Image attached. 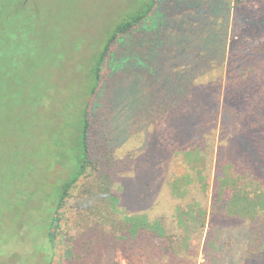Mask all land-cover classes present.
<instances>
[{
	"label": "trees",
	"instance_id": "obj_1",
	"mask_svg": "<svg viewBox=\"0 0 264 264\" xmlns=\"http://www.w3.org/2000/svg\"><path fill=\"white\" fill-rule=\"evenodd\" d=\"M95 54L90 64L94 84L73 149L75 168L70 172L68 165V175L55 180L51 192L58 193L53 202L47 200L52 215L40 228L46 229L50 246L45 264H122L115 255L118 249L126 264H264V0H142L137 10L119 20ZM185 59L190 60L185 73L223 62L218 66L224 64L229 73L225 90L220 83L196 84L175 73L169 82L171 92L164 94L165 80L157 78L165 74L169 62ZM103 69L109 73L107 85ZM130 76L136 79L129 80L131 84L140 77L150 84L143 107L152 110L151 117L143 114L141 120L151 119L160 161L165 149L191 143L183 152L205 164L204 119L218 114L215 109L224 93L223 122L235 127L227 153L220 155L201 263L193 258L199 253L191 234L203 231L207 210L195 203L173 206L176 212L146 214L151 210L144 205L158 199L160 192L142 193L137 186L141 175L127 171L131 160L108 152L111 139L103 135L102 113L91 120L97 93L110 88V82L125 83ZM154 169L144 184L158 181L165 188L158 163ZM190 177L201 192L209 190V176ZM133 181L138 188L125 194L126 183ZM168 192L170 205L177 198ZM69 203L75 205L71 212ZM220 215L228 226L216 224ZM64 217L75 226L69 227L67 236L74 232L75 237L57 261Z\"/></svg>",
	"mask_w": 264,
	"mask_h": 264
},
{
	"label": "rangeland",
	"instance_id": "obj_2",
	"mask_svg": "<svg viewBox=\"0 0 264 264\" xmlns=\"http://www.w3.org/2000/svg\"><path fill=\"white\" fill-rule=\"evenodd\" d=\"M141 2L0 0V264L47 263L45 257L50 255V246L46 229L40 228L49 223L52 215L49 202H53L58 193V190L51 192L55 180L68 175V165L72 168L70 172L75 168L73 149L80 136L78 125L94 84L91 65L95 53L104 46L119 20L137 10ZM221 63L213 62L209 68L185 73L190 60L172 61L157 82H161V78L165 80L166 88L161 90L167 94L171 92L169 82L177 73L196 84L214 82L217 87L220 83L224 91L229 73L224 64L218 66ZM101 74L107 81L109 73L106 69ZM143 78L132 84L129 80L136 79L131 76L122 84L110 82V88L97 93L99 99L91 120L102 113L105 120L103 135L111 139L108 152L112 157L119 152L121 159L131 160L127 171L134 177L141 175L139 182L143 183L138 182L137 186L142 193L146 190L148 195L160 192L158 199H150L144 205L151 210L146 214L150 213L152 217L156 212L170 213L175 207L187 208L195 203L207 210L203 231L191 234L197 247L194 251L199 253L193 258L201 263L204 260L203 245L210 229L209 215L220 155L227 153L235 126L223 122L222 92L220 106L215 109L218 114L212 119H204L203 123V138L208 144L204 148L205 164L195 155L187 158L183 151L190 150L191 143L175 147L180 149H165L160 161L150 133L154 130L151 119L141 120L143 114L151 117L152 111L143 107H146L150 87ZM148 125L150 130H147ZM174 152H180L179 156ZM110 154L107 153L109 157ZM230 159L236 158L226 160ZM157 163L165 174V188V184L158 181L147 184L143 181L154 174ZM190 176H209V190L201 192L200 186L192 185ZM134 183H126L125 194L138 188L133 186ZM166 191H173L177 198H173L170 205ZM177 193L183 197H178ZM124 201L129 204L127 196ZM71 205L69 203L67 208L70 212L75 207ZM68 220L69 217L63 218L57 239L60 245L57 261L75 237L74 232L71 238V234L67 236L70 229L75 228ZM216 224L226 227L229 222L220 215ZM121 252L115 251L117 260L126 264ZM111 262L112 259L108 263Z\"/></svg>",
	"mask_w": 264,
	"mask_h": 264
}]
</instances>
